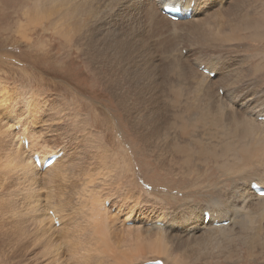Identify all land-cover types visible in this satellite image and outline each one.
I'll list each match as a JSON object with an SVG mask.
<instances>
[{
  "label": "bare ground",
  "instance_id": "obj_1",
  "mask_svg": "<svg viewBox=\"0 0 264 264\" xmlns=\"http://www.w3.org/2000/svg\"><path fill=\"white\" fill-rule=\"evenodd\" d=\"M260 2L34 1L31 19L41 24L54 17L50 29L75 42L85 56L81 83L90 94L50 127L52 118L41 119L31 111L39 104L13 99L17 102L10 106L14 96L0 83V264H129L146 256L198 264L212 257L204 244L228 257L243 253L245 245L253 258L259 250L264 263V194L252 188H264V81L253 80L242 61L234 65L237 60H224L226 52L246 51L245 33L261 27ZM170 7L177 9V19L169 17ZM95 96L106 100L105 112L93 105ZM60 130L67 142L46 144L44 135ZM81 140L87 143L86 152ZM197 146L205 164L215 163L223 180L242 170L238 184L223 183L228 189L220 199L185 204L180 215L155 210L145 214L140 201L129 206L127 200H118L114 187L109 193L113 173L106 171L115 160H127L124 153L129 152L131 162L133 152L142 147L157 154L161 165L176 166L179 156L187 163ZM75 149L91 161L83 183L75 187L77 199L84 191L77 206L69 193L66 200L48 198L60 180L66 189L71 178L78 180L69 172L70 151ZM59 190L57 198L65 189ZM129 194L122 192V199ZM83 212H88L83 218L89 213L96 218L95 225L85 220L78 225ZM105 246L109 254L102 251Z\"/></svg>",
  "mask_w": 264,
  "mask_h": 264
},
{
  "label": "rangeland",
  "instance_id": "obj_2",
  "mask_svg": "<svg viewBox=\"0 0 264 264\" xmlns=\"http://www.w3.org/2000/svg\"><path fill=\"white\" fill-rule=\"evenodd\" d=\"M34 1L35 0H0V83L8 88L12 96H14L12 100H22L23 102H21L23 103V105H26L25 101L39 104V106H31V111L37 113L41 119L52 118L49 123L51 124L50 127H53V125L56 124V121H54L55 118L58 117V119L61 120L62 115L74 112V106L78 107L79 98L84 100L85 102L86 100H88V94H90L89 89L86 85H84V83H81V79H83L84 77V67H87L85 63L86 59L83 53L76 49L75 42L69 43L65 41L64 38L58 36L53 28L50 29L51 21L54 20V17L50 18L49 20L45 19L41 24L40 22H35L34 19H31L29 11L32 10L33 14L32 7ZM256 1L258 2V0ZM260 1V5L257 8H259L258 10L260 12L259 22L261 27L256 28V33H254V31L253 33L252 31L251 33H245L244 36L247 37L246 41L249 42H243L245 46L243 47V50L246 51L233 50V52H226L224 55L225 61L230 59V61L233 60L234 63L237 60L234 65H239L237 63L242 61L243 67L245 66L244 69L246 70L247 68V71L249 70L248 73L252 76H248V74V78L251 77L253 80L258 82L264 81V0ZM78 38L79 36L75 41H77ZM245 53H247L248 55L250 54V59ZM239 54H241L242 56H240ZM242 57H244V59H242ZM254 68L256 69L254 70ZM250 69L252 70V72ZM260 69L262 70L260 71ZM260 73L263 74L261 75ZM84 96H86L87 98ZM93 99L96 100L92 101L95 108H98L99 111L102 110V112H105L106 108L102 103H107L106 100L102 98L98 99V96H95V98ZM12 100L10 101V106L11 103L17 102L15 100ZM43 106L45 110L43 109ZM82 113H89V110H86ZM24 129H26V126H24ZM76 131L78 130H75V132ZM29 132L31 133L30 130ZM44 136L49 139L46 140V144L51 145L62 144L67 142L68 140L67 137L64 138L65 135L61 133V130L59 132L49 133ZM82 140L79 142H81L82 146L85 149L84 151L86 152L87 143L85 140ZM106 140L111 147V144L109 143L110 138L106 136ZM78 148L81 149L80 147ZM79 149L70 151V156L72 157L71 159L73 160V162H69V172L75 173L78 176V180L77 178H71L73 180L70 179V186L67 189L64 186V184H66L65 181L60 180V182L56 184V189L54 188L55 191L52 189L50 190L54 196H49V199H54L56 201H60L61 199L66 200L70 195V198L73 199V203L76 206L81 204L79 199L83 196L84 191L81 193L79 199H77L79 196V190H77V188L75 189V187H79L78 183H83L82 178L84 170L86 169V167H91V161L90 159H88L86 153L83 150ZM196 150L198 152L190 157L187 162L188 164L183 161V156H181V159L179 156V161H175L179 166L178 168L177 164L175 166L174 162H171L172 164L170 165L166 164L167 166H164L165 163L161 165L157 159V154L151 153L148 150L143 149L142 147L136 149L135 152H133V156L135 157L134 160L131 161L133 164L131 162H128V158L130 155L129 152L127 154L124 153V156H126L125 159L127 160H115L113 163V168H111L110 166L109 168H111V170H109V172L106 171L109 174L113 173V176L111 175V177H113V182L111 181V183L109 184V193L113 194L111 188L114 187V193L117 194L116 196L120 197V199L118 200L125 202L127 200V204L129 206L134 205L132 204L134 202L138 203L140 201V210L143 209L142 211L145 214H150V212L154 213L153 210H155V213H158V211H171L180 215L178 211L183 210L182 208L185 204L191 203L192 205H196L199 202L210 204V200L220 199L223 196V193H225L228 189L226 188L227 186L225 187V185H223L224 182L228 183L229 186L234 185L233 183H239V176H241L239 172H241L242 170L239 171L238 174L236 172L234 176L231 175L232 178L230 176V178L228 179L229 181L223 180L224 175L220 172V170H218V167L215 163L212 162L205 164L206 157L199 153L203 151L202 148L197 146ZM59 154L61 155V153ZM246 174L244 176L242 174V176L245 177L247 176ZM114 176L117 179H115ZM56 180L57 179H55V181ZM220 180H222V182ZM44 182L47 183L45 178ZM211 183H215L214 186L216 187L212 186L213 188L211 192H208V185ZM58 184L60 185V187L58 186ZM99 184H101L102 188L103 183ZM116 184L121 185V187L118 186L117 189ZM122 186L125 187L123 188ZM59 189L64 190L62 191V196H59L60 199L55 196V194H57L58 192L57 190ZM61 190H59V192ZM122 192L126 194L130 193L129 195H131V197L129 196L127 197V199L125 198L123 200V196H121ZM132 192L133 194L135 193V200ZM138 195L141 197L139 198ZM132 196L133 199L131 200ZM81 207L86 210L82 205ZM145 207L150 208L146 210L147 208ZM173 209L174 211H172ZM87 213L88 212L81 213L80 219H82H79V221L77 222L78 225L84 220L91 226L95 225L96 218L90 213L87 217L83 218V216ZM101 246H104V244ZM204 246L205 247L203 248L205 253L212 257H207V259L203 258L199 261L201 263L198 264H264L262 262L263 255H258L259 250H257L258 253L255 256V258L257 259H255L253 258L254 252H250V249H248V247L245 245H242L244 248L243 253L241 250V252L238 251V256L235 254L231 257H228L226 254L221 253L218 255L216 248H214L213 246H207L208 249H205L207 248L205 244ZM101 249H104L102 251L110 252V250L106 246L105 248L101 247ZM154 260L162 261L164 262V264H171V262L168 261V259L164 256L160 258L146 256L140 259H135L129 264H146Z\"/></svg>",
  "mask_w": 264,
  "mask_h": 264
},
{
  "label": "water",
  "instance_id": "obj_3",
  "mask_svg": "<svg viewBox=\"0 0 264 264\" xmlns=\"http://www.w3.org/2000/svg\"><path fill=\"white\" fill-rule=\"evenodd\" d=\"M146 264H160V263L157 262V261H151V262H148V263H146Z\"/></svg>",
  "mask_w": 264,
  "mask_h": 264
}]
</instances>
